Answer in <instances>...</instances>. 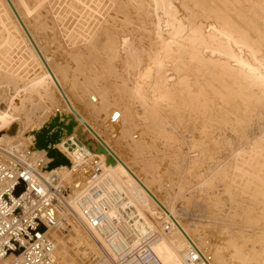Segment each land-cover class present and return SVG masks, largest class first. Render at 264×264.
I'll use <instances>...</instances> for the list:
<instances>
[{
	"label": "rangeland",
	"instance_id": "1",
	"mask_svg": "<svg viewBox=\"0 0 264 264\" xmlns=\"http://www.w3.org/2000/svg\"><path fill=\"white\" fill-rule=\"evenodd\" d=\"M34 2L40 5L45 18L44 32L33 25L32 11L24 3L17 5L24 4L20 8L25 21L43 51L50 59L54 58L51 63L55 66L69 63L68 82L63 83L66 91L77 78L78 82L74 83H83L85 91L79 89L82 90L79 96L85 92L82 95L85 101L80 102L82 97H79L75 105L86 119L149 182L214 264L217 260V264L220 260L222 264H264V0ZM0 7L3 8V11L0 8V152L5 153L1 148L10 151L5 153L8 157L9 153L19 155L24 148H31L35 161L42 160L47 166L58 159L49 153H56L67 162L66 155L55 148L56 141L69 135L80 138L93 155L89 156V163L83 160L71 166L69 202L64 199L67 190L63 189L60 206L67 205L62 215L68 213L66 218L76 225L74 230L83 232L82 241H88L98 252L99 236L77 206L90 165L96 163L126 195L124 215L134 230L138 234L151 228L158 232L153 242L158 261L180 262L189 252L187 246L156 207L97 149L96 140L66 112L64 102L40 73L10 16L2 4ZM66 13L69 17L63 15ZM72 16L80 23H69ZM75 26L80 29L83 26L84 31L86 28L87 36ZM44 35L46 40L49 37L50 44ZM111 37L122 44L128 37L129 64L119 59L124 49L115 45L113 49L115 41ZM95 39L99 44L96 47L92 43ZM105 41L106 46H102ZM56 45L62 51L59 47L57 51ZM66 51H70V56ZM93 92L98 98L95 103L102 104L99 106L102 112L94 108L92 111L88 96ZM114 109L121 114L124 111L129 117L124 115L118 123H111L107 115ZM68 123L70 130L63 126ZM39 141H44L46 146H39ZM67 230L66 234L65 231L56 234L65 237L71 233Z\"/></svg>",
	"mask_w": 264,
	"mask_h": 264
},
{
	"label": "built area",
	"instance_id": "2",
	"mask_svg": "<svg viewBox=\"0 0 264 264\" xmlns=\"http://www.w3.org/2000/svg\"><path fill=\"white\" fill-rule=\"evenodd\" d=\"M5 153L0 152V264H57L56 233L71 227L57 214L64 212L57 174L44 177L42 160L32 165L22 154ZM89 156L83 158L87 163ZM103 170L90 165L85 190L77 197L81 214L99 236L98 254L89 264H163L153 252L158 232L134 230L124 215L126 195ZM193 262L190 250L185 264Z\"/></svg>",
	"mask_w": 264,
	"mask_h": 264
},
{
	"label": "bare ground",
	"instance_id": "3",
	"mask_svg": "<svg viewBox=\"0 0 264 264\" xmlns=\"http://www.w3.org/2000/svg\"><path fill=\"white\" fill-rule=\"evenodd\" d=\"M11 1V3H12V5H13V7L15 8V10H16V12L18 13V15H19V17H20V19H21V21L23 22V24H24V26L26 27V29H27V31L29 32V34H30V36L32 37V39L34 40V42H35V44H36V46H37V48L39 49V51L41 52V54H42V56L44 57V59H45V61H46V63H47V65H48V67L50 68V70H51V72L53 73V75H54V77L56 78V80L58 81V83H59V85H60V87L62 88V90H63V92H64V94H65V96L67 97V99H68V101L70 102V104H71V106H72V108L74 109V111L81 117V119L88 125H86V124H84L71 110H70V108L67 106V104H66V102H65V100L63 99V97H62V95L60 94V92L58 91V89H57V87H56V85L54 84V82H53V80H52V78H51V76L49 75V73H48V71L46 70V68L44 67V65L42 64V62H41V60H40V58L38 57V55H37V53H36V51L34 50V48H33V46L31 45V43H30V41H29V39L27 38V36H26V34H25V32H24V30H23V28L21 27V25H20V23H19V21L16 19V17H15V15L13 14V12H12V10H11V8H10V6L8 5V3H7V1L6 0H0V4H2V6L4 7V10H5V13L6 14H8L9 16H10V20H12L13 21V24H14V26H16V29L19 31V34H20V36H18V37H20V38H23V41L25 42V44H26V46L29 48V50H30V52H31V54L34 56V58H35V60H36V62H37V64H38V66H39V70H41V72L40 73H43L44 75H45V77H46V79L49 81V83H50V85L51 86H53V89H54V91H56L57 92V94L60 96V98H61V100L64 102V104H65V109H66V112L72 117V119L76 122V124L78 125V126H80L81 128H82V130L87 134V135H90L91 137H93L95 140H96V142H97V149L98 150H101L120 170H121V172L128 178V180L132 183V185H134L138 190H139V192H141V194L144 196V198H146V199H148L149 201H150V203L152 204V205H154L155 207H156V209H157V211L160 213V214H162L163 215V218H164V220L166 219V221L168 222V224H170L171 226H172V231H174V233L176 234V236L180 239V241L181 242H183V244H185L186 246H187V248H188V250L190 251H192V253H193V256L195 257V259H196V262H193L192 264H214L213 262H212V260H210L209 259V255H206V253L201 249L202 247H200V245L194 240V238L190 235V233L188 232V230H187V228H186V226H184L182 223H180L179 221H178V219H177V217L174 215V213H173V211H172V209H170L167 205H165V203H163V201L156 195V193L154 192V190L152 189V187L150 186V184H149V182H147L146 180H143L139 175H138V173L132 168V166H130L119 154H118V152L109 144V142H107L106 141V139H104V137L100 134V132L86 119V116H84L80 111H79V109L76 107V105H75V103H78L79 101L81 102L82 101V103H84V97H82V95L83 96H85L84 95V91H85V88H82V86H81V84L83 85V83H74V81H77V79H75L74 81H73V85H71V86H69V88H68V91H66V89H65V87H64V84L63 83H66V82H68L67 81V74H68V71L71 69L69 66H68V64H67V62H66V64H63V65H61V64H57L56 66L54 65V64H52L51 63V61L52 60H54V58L53 59H50L49 58V55H47L44 51H43V48H42V46H41V44H39V42L36 40V38L34 37L35 35L32 33V31L33 30H30V28H29V26H28V24L26 23V21H25V18H24V16H23V14H22V11H21V8L20 7H22L24 4H25V6L24 7H27V10L29 9L30 11H32V15H33V19H34V22H33V25L35 26V28H37L38 29V31H39V28H41V30L42 29H44L43 27H44V24L45 23H43V20L45 19H43V15H42V13L40 12V5L38 6V3L37 4H35V0L34 1H32V0H19V3H17V2H15L14 0H10ZM95 1V0H94ZM119 2V1H118ZM20 3H24L22 6H18L17 4H20ZM55 3V2H54ZM40 4V3H39ZM67 4V3H66ZM116 4V3H115ZM55 5V4H54ZM119 5V4H118ZM88 6V5H87ZM38 7V8H37ZM59 7V6H58ZM66 7V6H65ZM70 7V6H69ZM2 10L1 11H3V8L2 7H0ZM23 8V7H22ZM116 8V7H115ZM25 9V8H24ZM63 9V8H62ZM65 9V8H64ZM67 9V8H66ZM74 9V8H73ZM122 9V8H121ZM54 10V9H53ZM56 11H57V9H56ZM63 11H65V10H63ZM67 11V10H66ZM27 12V11H26ZM1 13V12H0ZM62 13V12H61ZM68 13H70V12H68ZM75 13V12H74ZM73 13V14H74ZM121 13V12H120ZM6 14H4L5 15V17H6ZM60 14V13H59ZM72 14V15H73ZM116 14V13H115ZM7 15V16H8ZM49 15V14H48ZM61 15V14H60ZM63 15H66V16H68L69 17V15H67V13L66 14H63ZM75 15H76V13H75ZM31 16V15H30ZM59 16V15H58ZM65 16V17H66ZM71 16V15H70ZM74 16V15H73ZM72 16V17H73ZM104 16V15H103ZM0 17H2V14H0ZM5 17H3V18H5ZM45 17V16H44ZM49 17V16H48ZM64 17V18H65ZM2 18V19H3ZM51 18V17H50ZM6 19V18H5ZM55 19V18H54ZM63 19V18H62ZM67 19V18H66ZM65 19V20H66ZM52 20V19H51ZM64 20V19H63ZM68 20H69V18H68ZM68 20H67V22H68ZM2 22H3V20H1ZM11 21V22H12ZM55 21V20H54ZM70 21L71 22H69V23H74V25H75V23H77V22H79V21H76V19H74V17H73V19H70ZM1 22V23H2ZM50 22H52V21H50ZM85 22V21H84ZM92 23H94L93 22V20L91 21ZM91 22H89V24L91 23ZM99 22H101V21H99ZM116 22V21H115ZM119 22V21H118ZM122 22H124V21H122ZM5 23H6V21H5ZM4 23V24H5ZM7 23H10V22H8L7 21ZM6 23V24H7ZM54 23V22H53ZM80 23V22H79ZM91 23V24H92ZM96 23V22H95ZM71 24H69V25H71ZM84 24V23H83ZM1 25V24H0ZM47 25V24H46ZM60 25V24H59ZM73 25V24H72ZM79 25V24H78ZM82 25V24H81ZM98 25V24H97ZM9 26V25H8ZM13 26V25H12ZM31 26V25H30ZM80 26V25H79ZM84 26V25H83ZM83 26L81 27L82 29H80L79 27H77V28H79L78 30H80L82 33H83V35H84V37L85 36H87L86 35V33H85V31H87L86 30V28H85V31L83 30ZM92 26V25H91ZM94 26V25H93ZM104 26V25H103ZM105 26H107V25H105ZM104 26V27H105ZM10 27V26H9ZM58 27V26H57ZM87 27V26H86ZM102 27V26H101ZM2 28V27H1ZM8 28V27H7ZM47 28V27H46ZM46 28H45V30H46ZM53 28V27H52ZM56 28V27H55ZM54 28V29H55ZM67 28V27H66ZM71 28V30H72V28L73 27H70ZM75 28H76V26H75ZM76 28V29H77ZM96 28V27H95ZM123 28V27H122ZM56 29H58V28H56ZM62 29V28H61ZM74 29V28H73ZM75 29V30H76ZM103 29V28H102ZM102 29H101V32H102ZM44 30V31H45ZM67 30V29H66ZM68 30H70V29H68ZM91 30V29H90ZM109 30V29H108ZM16 31V30H15ZM43 30L41 31V32H44ZM55 31V30H54ZM60 31V30H59ZM41 32H39V34H41ZM56 32H58V31H56ZM65 32V31H64ZM67 32V31H66ZM96 32V31H95ZM15 33V32H14ZM79 33V32H78ZM87 33H88V31H87ZM105 33H106V31H105ZM104 33V34H105ZM43 34V33H42ZM56 34V33H55ZM66 34V33H65ZM101 34V33H100ZM120 34V33H119ZM48 35V34H47ZM50 35V34H49ZM54 35V34H53ZM58 35H59V33H58ZM89 35V34H88ZM98 35V34H97ZM121 35H122V33H121ZM125 35V34H124ZM17 36V35H16ZM15 36V37H16ZM42 36V35H41ZM105 36V35H104ZM120 36V35H119ZM11 37V36H10ZM17 37V38H18ZM47 37V36H46ZM50 37H51V35H50ZM66 37V36H65ZM76 37V36H75ZM93 37V36H92ZM121 37V36H120ZM126 37V36H125ZM12 38V37H11ZM44 38H45V35H44ZM58 38V37H57ZM88 38H89V36H88ZM109 38V37H108ZM113 37H111V39H112ZM54 39H56V38H54ZM53 39V40H54ZM85 39H87V37L85 38ZM91 39V38H90ZM111 39H109V40H111ZM116 39H118L117 37H116ZM15 41V39H14V37H13V39H12V41ZM21 41H22V39H20ZM45 40H46V38H45ZM50 41V39H49V37H48V39L46 40V42L47 41ZM101 40V39H100ZM99 40V41H100ZM112 40H114V39H112ZM8 41V40H7ZM48 41V42H49ZM58 41V40H57ZM64 41V40H63ZM62 41V42H63ZM69 41V40H68ZM93 42V45L96 47L97 45H99V44H97L96 43V39H95V41L94 40H92ZM115 41V43L113 44V46H111L113 49H116L115 47H114V45L116 46V47H119L120 46V48H122V49H124V51L123 52H121L122 54L119 56V59H121L123 62H127V64H129V56H128V37L125 39V40H123V44L122 43H120L118 40L116 41V40H114ZM53 42V41H52ZM51 42V43H52ZM59 42V41H58ZM98 42V41H97ZM103 42V41H102ZM106 42L107 41H105V45H102V46H106ZM68 43V42H67ZM70 43V42H69ZM68 43V44H69ZM91 43V42H90ZM91 43V44H92ZM109 43V42H108ZM110 43H111V41H110ZM17 44H19V43H17ZM44 44V43H43ZM49 44H50V42H49ZM48 44V45H49ZM53 44V43H52ZM55 44V43H54ZM59 44V43H58ZM3 45V44H2ZM77 45V44H76ZM63 46V45H62ZM68 46V45H67ZM101 46V45H100ZM99 46V47H100ZM108 46V45H107ZM45 48H46V46H44ZM54 47V46H53ZM56 48H57V51H58V49L60 48H62V47H60L59 45H58V47H57V45L55 46ZM74 47V46H73ZM110 47V48H111ZM51 48V47H50ZM67 48V47H66ZM71 48V47H70ZM75 48V47H74ZM87 48V47H86ZM100 48H102V47H100ZM54 49V48H53ZM52 49V50H53ZM63 49V48H62ZM62 49H61V51H62ZM112 49V50H113ZM17 50V49H16ZM65 50V49H64ZM76 50H78V48L76 49ZM119 50V49H118ZM50 51V50H49ZM54 51V50H53ZM75 51V50H74ZM94 51V50H93ZM92 51V52H93ZM108 51V50H107ZM114 51V50H113ZM2 52V51H1ZM16 52V51H15ZM66 52H68V51H66ZM70 52V51H69ZM68 52V53H69ZM55 53V52H54ZM62 53V52H61ZM91 53V52H90ZM57 54V53H56ZM60 54V53H59ZM92 54V53H91ZM93 54H94V52H93ZM93 54H92V57H93ZM106 54V53H105ZM109 54V53H108ZM114 54V53H113ZM112 54V55H113ZM116 54V53H115ZM50 55H52V54H50ZM54 55V54H53ZM67 55V54H66ZM81 55V54H80ZM88 55V54H87ZM110 55H111V53H110ZM56 56H58V55H56ZM60 56V55H59ZM68 56H70V53H69V55ZM67 56V57H68ZM75 56V57H74ZM74 56H72V58L74 57V58H77L76 56V54L74 55ZM91 56V55H90ZM98 56V55H97ZM106 57V56H105ZM108 57V56H107ZM106 57V58H107ZM52 58V57H51ZM69 58V57H68ZM89 58V57H88ZM95 58H97L96 57V55H95ZM95 58H94V60H95ZM55 59H56V57H55ZM57 59H58V57H57ZM67 59V58H66ZM99 59V58H98ZM108 59V58H107ZM60 60H62V58H60ZM64 60V59H63ZM62 60V61H63ZM70 60H71V58H70ZM93 60V59H92ZM100 60V59H99ZM68 61H69V59H68ZM85 61V60H84ZM91 61V60H90ZM96 61V60H95ZM101 61V60H100ZM110 61V60H109ZM56 62V61H55ZM57 62H58V60H57ZM60 62V61H59ZM64 62V61H63ZM71 62H73L72 60H71ZM79 62V64H82V62H80V61H78ZM85 62H87V60L85 61ZM112 62V61H111ZM108 63V62H107ZM113 63V62H112ZM78 64V63H77ZM72 65V64H71ZM108 65V64H107ZM77 66V65H76ZM105 66V65H104ZM103 66V67H104ZM70 68V69H69ZM73 68V67H72ZM79 68V67H78ZM77 68V69H78ZM73 70V69H72ZM91 70V69H90ZM112 69H110V71H111ZM114 70V69H113ZM71 71V70H70ZM147 71V70H146ZM95 72V71H94ZM114 72V71H113ZM112 72V73H113ZM40 73H39V75H40ZM72 73V75H74V73L73 72H71ZM93 73V72H92ZM83 74V73H82ZM39 75H38V77H39ZM106 75V74H105ZM112 75V74H111ZM150 75H152V74H150ZM81 76V75H80ZM148 76V75H147ZM34 77V76H33ZM41 77V76H40ZM84 77H86V76H84ZM98 77V76H97ZM115 77V76H114ZM151 77V76H150ZM42 78V77H41ZM41 78H39V80L41 79ZM74 78V77H73ZM105 78V77H104ZM37 79V78H36ZM43 79V78H42ZM70 79H72V77L70 78ZM91 79V78H90ZM98 79V78H97ZM114 79V78H113ZM159 79V78H158ZM35 80V79H34ZM69 80V79H68ZM73 80V79H72ZM79 80V79H78ZM86 80H88V79H86ZM122 80V79H121ZM152 80V79H151ZM157 80V79H156ZM63 81V82H62ZM83 81V80H82ZM88 81H90V80H88ZM160 81V80H159ZM170 81V80H169ZM178 81V80H177ZM176 81V82H177ZM37 82V81H36ZM72 82V81H71ZM70 82V83H71ZM78 82V81H77ZM148 82V81H147ZM174 82V81H173ZM153 83H156V81L155 82H153ZM158 83V82H157ZM169 83V82H168ZM67 84V83H66ZM75 84V85H74ZM161 84V83H160ZM89 85V84H88ZM84 87V86H83ZM86 87V86H85ZM146 87V86H145ZM94 88V87H93ZM146 88H149V87H146ZM186 88V87H185ZM79 89H83L84 91V93L82 94V95H80L79 96V93H80V91H82V90H80L79 91ZM150 89H151V87H150ZM102 90V89H101ZM108 90H110V89H108ZM79 91V92H78ZM97 91V90H96ZM105 91V90H104ZM147 91V90H146ZM95 92V91H94ZM90 93L89 94V96H88V98H89V101H90V103L93 105L92 106V111L94 110V109H101L99 106H100V104H99V106L97 105V103H95V100L97 101L98 100V98L96 99L95 98V93ZM106 92V91H105ZM144 92H145V90H144ZM98 93V92H97ZM103 93V92H102ZM164 93H165V91H164ZM189 93V92H188ZM125 94V93H124ZM170 94V93H169ZM173 94H175V93H173ZM190 94V93H189ZM193 94V93H192ZM197 94V93H196ZM201 94V93H200ZM48 95V94H47ZM98 95H99V93H98ZM103 95V94H102ZM101 95V96H102ZM150 95V94H149ZM187 95V94H186ZM198 95V94H197ZM87 96V95H86ZM166 96H167V94H166ZM166 96H164V97H166ZM190 96H193V95H190ZM79 97H82V99L80 100V98ZM97 97V96H96ZM151 97V96H150ZM169 97L171 98V96L169 95ZM168 97V99H170ZM175 97V96H174ZM194 97V96H193ZM192 97V98H193ZM78 98H79V101H78ZM173 98V97H172ZM107 99V98H106ZM174 99V98H173ZM182 99V98H181ZM191 98H189V100H190ZM151 100H152V98H151ZM178 100V99H177ZM185 100V99H184ZM187 100H188V97H187ZM186 100V101H187ZM78 101V102H77ZM116 101V100H115ZM155 101V100H154ZM173 101V100H172ZM174 101H175V99H174ZM182 101H183V99H182ZM186 101H185V105H186ZM193 101H194V99H193ZM102 102V101H101ZM162 102V101H161ZM192 102V101H191ZM88 103V102H87ZM86 103V104H87ZM89 103V104H90ZM116 103V102H115ZM174 103V102H173ZM183 103V102H182ZM187 103H189V102H187ZM196 103V102H195ZM141 104H142V102H141ZM192 104V103H191ZM97 105V106H96ZM102 105V104H101ZM128 105V104H127ZM170 105V104H169ZM174 105V104H173ZM193 105H194V103H193ZM94 106H96V107H94ZM107 106V105H106ZM105 106V104H104V108L106 107ZM161 106V105H160ZM159 106V107H160ZM163 106V105H162ZM166 106V105H165ZM191 106V105H190ZM85 107V106H84ZM97 107H99V108H97ZM114 107V106H113ZM199 107V106H198ZM201 107V106H200ZM89 108V107H88ZM94 108V109H93ZM147 108V107H146ZM186 108H188V107H186ZM190 108H193V106L192 107H190ZM86 109H87V107H86ZM89 109H91V106H90V108ZM107 109V108H106ZM105 109V110H106ZM126 109V108H125ZM171 109L173 110V108L171 107ZM170 109V110H171ZM189 109V108H188ZM85 110V109H84ZM130 110V109H129ZM132 110V109H131ZM146 110H148V109H146ZM169 110V111H170ZM178 110V109H177ZM191 110V109H190ZM189 110V111H190ZM205 110V109H204ZM101 112H102V110H100ZM99 111V112H100ZM126 111V110H125ZM175 111V110H174ZM192 111V110H191ZM195 111V110H194ZM121 112H123L124 113V111H121ZM127 112V111H126ZM129 112V111H128ZM152 112V111H151ZM162 112V111H161ZM164 112V111H163ZM199 112V111H198ZM97 112H95V114H96ZM121 114L120 113V110H117V109H114V110H112L111 111V113H109L110 115H107L108 116V119L111 121V123H113V124H115V123H118V121H120V119L122 120V118H124L125 116H128L129 117V115H126V114ZM133 113V112H132ZM149 113V112H148ZM165 113V112H164ZM168 113V112H167ZM173 113V112H172ZM175 113V112H174ZM127 114H130V113H127ZM198 114V113H197ZM98 115V114H97ZM125 115V116H124ZM146 115V114H145ZM148 115V114H147ZM152 115V114H151ZM150 115V116H151ZM172 115V114H171ZM106 116V115H105ZM122 116V117H121ZM207 116H208V114H207ZM130 117H131V115H130ZM149 117V116H148ZM154 117V116H153ZM160 117V116H159ZM176 117V116H175ZM195 117V116H194ZM144 118V117H143ZM183 118V117H182ZM196 118V117H195ZM106 119V118H105ZM126 119V118H125ZM147 119H149V118H147ZM151 119V118H150ZM155 119V118H154ZM160 119V118H159ZM163 119V118H162ZM178 119V118H177ZM114 120V121H113ZM129 120V119H128ZM152 120V119H151ZM150 120V121H151ZM96 121V120H95ZM145 121V120H144ZM155 121V120H154ZM184 121V120H183ZM97 122V121H96ZM123 122V121H122ZM148 122V121H147ZM161 122V121H160ZM120 123V122H119ZM127 123V122H126ZM122 124H124V123H122ZM137 124V123H136ZM145 124V123H144ZM160 123H158V125H159ZM177 124V123H176ZM179 124V123H178ZM102 125V124H101ZM109 125V124H108ZM114 126V125H113ZM141 126V125H140ZM151 126H153V125H151ZM156 126V125H155ZM162 126V125H161ZM181 126V125H180ZM103 127H105V126H103ZM152 128V127H151ZM106 129V128H105ZM107 129H109V128H107ZM114 129V128H113ZM169 129V128H168ZM116 130V129H115ZM167 130V129H166ZM180 130V129H179ZM143 131V130H142ZM185 131V130H184ZM120 132V131H119ZM154 132V131H153ZM161 132V131H160ZM186 132V131H185ZM100 138V139H102V141L108 146V148L110 149V150H108L99 140H98V138H97V136H95V134ZM134 133V132H133ZM146 133V132H145ZM184 133V132H183ZM187 133V132H186ZM123 134V133H122ZM155 134V133H154ZM159 134V133H158ZM188 134V133H187ZM194 134V133H193ZM129 135V134H128ZM132 135V134H131ZM133 136V135H132ZM131 136V137H132ZM161 136V135H160ZM139 137V136H138ZM190 137V136H189ZM141 138V137H140ZM174 138V137H173ZM170 139H171V137H170ZM118 140V139H117ZM133 140V139H132ZM173 141V140H172ZM19 142V141H18ZM152 142V141H151ZM139 143V142H138ZM143 143V142H142ZM164 145V144H163ZM167 145V144H166ZM55 148H57V150H60L59 152H61L62 151V154H65L66 155V157L65 158H67V162L64 160V159H62L61 158V156L60 155H58V154H56V153H49V156L50 157H55V155L58 157V159H56V160H53V161H51L47 166H46V164L45 163H43L44 164V171H42V175L44 176V177H47L48 176V174L49 173H55V174H57V177H58V182H59V184H60V186H62V190L63 189H65V190H67L66 191V196L67 197H64V199H65V201H66V203H68L69 202V194H68V185H69V183H70V181L72 180L71 179V170H70V168H71V166H77V165H79V164H81V162H84L83 161V158H84V155L85 154H89L90 155V157L92 158V155H93V152H92V150L89 148V147H87V145L80 139V138H77L75 135H69L68 137H66V138H64L63 140H58V141H56L55 142ZM128 146V145H127ZM140 146V145H139ZM170 146V145H169ZM152 147V146H151ZM17 148V147H16ZM153 148V147H152ZM192 148V147H191ZM13 149H15V148H13ZM15 151V150H14ZM154 151H156V150H154ZM161 153V152H160ZM198 153V152H197ZM137 154V153H136ZM207 154V153H206ZM21 156H23L25 159H23L24 161H26L27 163H30V164H32V165H35V164H37V162L39 161V160H37V161H35V153H34V150L33 149H31V148H24L23 149V153H22V155ZM161 156V155H160ZM33 157V158H32ZM89 157V158H90ZM177 157V156H176ZM163 158H164V156H163ZM141 159V158H140ZM139 159V160H140ZM131 171V173H133L134 175H135V177L141 182V184L144 186V187H146L150 192H151V194L156 198V200L159 202V204L152 198V196L148 193V191H146V189H144L143 187H141L140 185H139V183L136 181V179L132 176V174L130 173V172H128V170H126V168L122 165V163ZM150 161V160H149ZM175 162V161H174ZM55 165H57L56 167H53V166H55ZM58 165H61V166H58ZM65 166V167H64ZM146 166H148V165H146ZM169 166V165H168ZM147 168H149V167H146V169ZM149 170V169H148ZM147 170V171H148ZM149 172H150V170H149ZM153 172V171H152ZM198 173V172H197ZM166 183V182H165ZM167 184V183H166ZM173 193V192H172ZM61 199V198H60ZM64 207H67V205H65L64 204ZM57 214L59 215V216H63L64 218L67 216L66 214H63L62 215V212H60V211H58L57 212ZM71 229L69 228L68 230H70V232L72 233V235H71V233H69L70 235H65V237H63L62 236V233H61V235H58V234H56V248H55V257H56V261H57V264H89V260H90V258H91V256L93 255V254H98V252L96 251V249L94 248V247H92L89 243H88V241L86 242L85 241V243L82 241V239H84V236L82 235L83 234V232L81 231V230H79L78 228H76L77 230H74L75 228L74 227H76V225H74V224H71ZM67 230V231H68ZM60 232V231H59ZM64 234V233H63ZM65 234H66V232H65ZM168 242V241H167ZM169 243V242H168ZM168 245V244H167ZM75 249H79L78 251L77 250H75ZM74 250L77 252V254L76 253H74ZM243 251V250H242ZM239 251L237 250V253H238ZM235 253H236V251H235ZM237 253H236V255H237ZM241 254H243V253H241ZM239 255V256H242V255ZM250 254V253H249ZM189 255V252H188V254H186V255H184V257L180 260V262H178V263H174V264H185V260H186V258H187V256ZM246 256V255H245ZM244 256V257H245ZM179 257V256H178ZM231 257V256H230ZM174 258V257H173ZM211 258V257H210ZM178 259V258H177ZM212 259H214V258H212ZM226 259V258H225ZM217 260V259H216ZM218 261V260H217ZM217 261H214V262H216V264H217ZM173 262H174V260H173ZM219 262V261H218ZM223 262V261H222ZM225 262V261H224ZM229 262V261H228ZM220 264H222L221 263V260H220Z\"/></svg>",
	"mask_w": 264,
	"mask_h": 264
},
{
	"label": "water",
	"instance_id": "4",
	"mask_svg": "<svg viewBox=\"0 0 264 264\" xmlns=\"http://www.w3.org/2000/svg\"><path fill=\"white\" fill-rule=\"evenodd\" d=\"M6 1H7L8 5L10 6V8H11L13 14L15 15L16 19L19 21V23H20L21 27L23 28V30H24V32H25L27 38L29 39L31 45L33 46V48H34V50L36 51L38 57L40 58L42 64L44 65V67H45L46 70L48 71L49 75L51 76V78H52L54 84L56 85V87H57V89H58V91L60 92V94L62 95L63 99L65 100L67 106L70 108V110H71V111H72V112H73V113H74V114H75V115H76V116H77V117H78V118H79L84 124H86V123L81 119V117H80V116L74 111V109L72 108L70 102L68 101L67 97L65 96V94H64L62 88L60 87L58 81L56 80V78L54 77V75H53V73L51 72L50 68L48 67V65H47V63H46L44 57L42 56L41 52H40L39 49L37 48V46H36L34 40H33L32 37L30 36L29 32L27 31L26 27L24 26L23 22L21 21V19H20L18 13L16 12L15 8L13 7L11 1H10V0H6ZM86 125H87V124H86ZM63 126H64L67 130H70L71 124L68 123L66 126H65V125H63ZM87 126H88V125H87ZM94 134H95V133H94ZM95 136H97V135L95 134ZM97 138H98V140H99V141H100V142H101V143H102V144H103L108 150H110V149L108 148V146L102 141V139H100L98 136H97ZM37 143H38L39 146H46V143H45L44 141H42V142L39 141V142H37ZM120 162H121V161H120ZM121 163H122V162H121ZM122 165L126 168V170H128V172L131 173V171H130V170H129V169H128L123 163H122ZM131 174H132V176L136 179V181L139 183V185H140L141 187H143L144 189H146V191H148V193L152 196V198H153V199L159 204V202H158V201L156 200V198L151 194V192H150L146 187H144V186L141 184V182L135 177V175H134L133 173H131ZM159 205H160V204H159Z\"/></svg>",
	"mask_w": 264,
	"mask_h": 264
}]
</instances>
